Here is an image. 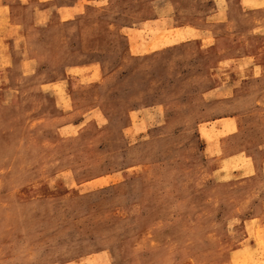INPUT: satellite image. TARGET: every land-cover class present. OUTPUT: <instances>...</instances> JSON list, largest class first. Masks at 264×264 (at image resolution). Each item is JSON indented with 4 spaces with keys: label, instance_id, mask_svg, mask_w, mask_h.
Returning a JSON list of instances; mask_svg holds the SVG:
<instances>
[{
    "label": "rangeland",
    "instance_id": "obj_1",
    "mask_svg": "<svg viewBox=\"0 0 264 264\" xmlns=\"http://www.w3.org/2000/svg\"><path fill=\"white\" fill-rule=\"evenodd\" d=\"M0 264H264V0H0Z\"/></svg>",
    "mask_w": 264,
    "mask_h": 264
}]
</instances>
